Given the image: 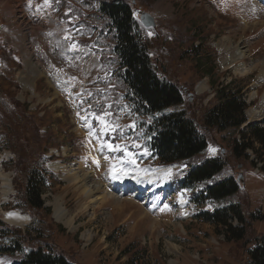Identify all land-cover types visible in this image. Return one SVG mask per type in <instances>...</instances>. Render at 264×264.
Masks as SVG:
<instances>
[{
  "label": "rangeland",
  "instance_id": "374dc122",
  "mask_svg": "<svg viewBox=\"0 0 264 264\" xmlns=\"http://www.w3.org/2000/svg\"><path fill=\"white\" fill-rule=\"evenodd\" d=\"M100 1L0 0V172L10 182L3 197L0 181V264H19L22 253L38 245L63 253L70 264H125L135 252L151 264H247L254 238L264 235V156L256 160L247 150L234 158L231 144L239 135L203 128L202 115L220 85L241 92L246 114L258 107L264 78L258 87L252 84L264 75V0H119L133 7L139 22L138 12L154 18V28L140 23L141 38L158 75L182 89V105L162 114L184 111L208 143L199 160L226 161L212 181L193 186L183 185L189 161L164 165L152 157L149 128L158 115L134 111L119 78L112 34L97 14ZM223 46L243 51L244 59L223 67L221 60L231 61L224 57L231 52L219 50ZM27 64L37 69L32 77ZM246 118L241 131L262 126L264 109L258 118ZM37 169L44 170L41 199L48 211L24 203L26 177ZM130 169L159 177L140 196L112 189L122 176L136 179ZM71 174L76 183L65 180ZM239 175L236 195L220 203L200 199L206 185ZM84 177L99 188L94 195L83 192ZM102 195V202L89 203ZM55 199L71 226L56 221ZM228 205L238 206L246 222L238 242L197 218ZM9 212L26 223H6L2 213ZM230 224L238 226L234 219ZM18 233L23 250L4 253Z\"/></svg>",
  "mask_w": 264,
  "mask_h": 264
},
{
  "label": "trees",
  "instance_id": "16d2710c",
  "mask_svg": "<svg viewBox=\"0 0 264 264\" xmlns=\"http://www.w3.org/2000/svg\"><path fill=\"white\" fill-rule=\"evenodd\" d=\"M98 16L103 18L109 33L112 34L113 53L118 59L119 78L123 83L134 111L140 116L156 117L150 128V140L147 147L156 160L168 165L189 161L183 185L193 186L212 181L225 168L226 161L222 157L204 158L208 143L200 126L184 111L165 110L178 107L183 103L180 86L161 78L149 55L148 48L141 38L142 28L133 13V7L119 0H102ZM230 84L220 85L214 92L215 103L202 115V126L218 133L235 131L239 138L231 144V154L241 158L245 151L251 150L260 160L264 156V125L249 124L246 131L241 128L247 123L245 115L247 105L238 90H231ZM258 144V150L254 149ZM264 172V163L262 165ZM45 182L44 170H32L26 177L23 196L25 205L33 210H46L41 195ZM240 189V181L234 177H226L205 186L200 199L220 203L224 199L236 195ZM48 211V209H47ZM198 219L211 225L225 229L227 241L238 242L246 235V222L241 216L238 206L228 205L214 209L212 212L200 214ZM238 223L233 227L230 222ZM0 225H4L0 221ZM24 236L20 233L13 245L3 248L4 253L21 252ZM128 253V252H126ZM247 264H264V235L254 238L247 251ZM19 264H70L63 253L48 246L30 247L22 253ZM125 264H151L143 260L135 252Z\"/></svg>",
  "mask_w": 264,
  "mask_h": 264
},
{
  "label": "bare ground",
  "instance_id": "6f19581e",
  "mask_svg": "<svg viewBox=\"0 0 264 264\" xmlns=\"http://www.w3.org/2000/svg\"><path fill=\"white\" fill-rule=\"evenodd\" d=\"M261 15V14H260ZM44 21V20H43ZM54 23V22H53ZM48 26V25H47ZM48 28V27H47ZM49 29H50V27H49ZM48 29V30H49ZM54 29H55V27H54ZM47 31V30H46ZM53 31V30H52ZM55 31H57V29H55L54 30V32ZM54 38V37H53ZM53 40V39H52ZM51 43V42H50ZM55 43H56V41H55ZM54 43V44H55ZM51 45V44H50ZM58 46V45H57ZM55 47V46H54ZM60 47V46H59ZM60 49V48H59ZM221 52L223 51V50H227V51H229V52H231V54L230 55H228V54H226V56H224V57H226V58H230L231 59V61H229V62H226V61H222L221 60V65L223 66V67H225V66H227V65H232V64H235L236 63V61L237 60H243L244 59V53H243V51H240V50H236V49H234V50H230L229 49V47H225V46H223V47H221L220 49H219ZM30 51V50H29ZM60 51V50H59ZM24 52H25V58L26 59H28V60H30L31 62H32V64L33 65H35L34 63H33V60H31V58H32V56H31V54H30V56H31V58L29 57V54H28V52L26 51V50H24ZM56 61V60H55ZM36 66V65H35ZM242 64L240 65V66H237V68L239 67H241L242 68ZM37 67V66H36ZM25 68H26V70H28L27 71V75H28V77H32L33 76V72L35 71V70H37L34 66H32V65H30V64H27V65H25ZM238 68V69H239ZM39 69V68H38ZM239 71H242L243 72V68H242V70H240L239 69ZM40 74V73H39ZM39 76V75H38ZM25 77V79H27L28 77L27 76H24ZM263 78H264V75L261 73V74H259V75H257V77H255V79H254V81H253V84H252V86L254 87V88H256V87H258L259 86V84H261V82L263 81ZM203 88V85L202 84H200L199 86H198V89L200 90V89H202ZM258 97V94H257V92L255 91V92H253L252 94H251V96H250V100L251 101H253L254 99H256ZM262 109H264V93L261 95V100H260V103H259V105H258V107L257 108H255V110H253L252 112L250 111V112H248L247 114H246V116H248L249 118H251V119H256V118H258L261 114H262ZM1 170V169H0ZM131 170V169H130ZM132 171V175H135L136 176V179L134 180V181H132V182H129V181H127L125 178H124V176H122L121 178H118V179H116L115 181H114V185H112V189H117V190H119V191H121V192H125V191H133L137 196H140V195H142V193H145L148 189H151L153 186H154V184H155V182L157 181L156 179L159 177V175H157L156 176V178H154V176H147V177H144V174L143 173H141V172H137V171H134L133 172V170H131ZM8 176L7 175H3L2 174V172H0V181H1V187H2V195H3V197H5L7 194H8V191H9V180H8V178H7ZM77 179H78V176L77 175H75V174H71L70 175V177H69V179H68V177L66 176L65 177V180L66 181H69L70 180V182H73V183H76L77 182ZM83 186L85 187L84 188V190H83V192L84 193H87V194H90V195H94V193H95V191L96 190H98L99 188H94V186H90L89 184L87 185V181H86V178L84 177V181H83ZM148 187V188H147ZM150 192L148 191V194H149ZM106 194V193H105ZM90 195H88L89 197H90ZM109 195H111L110 193H109ZM145 195V194H144ZM104 196L105 195H102V196H96V197H94L93 199H89V203H93V202H96V203H100V202H102L103 201V199H104ZM145 197V196H144ZM53 206V209H54V217H55V219H56V221H63V220H66V213H64V210L62 209V207L60 206V203H59V201L57 200V199H55V201H54V204L52 205ZM2 215H3V217L5 218H3V220L6 222V223H8V222H10V223H12V224H16V225H18V224H24V223H26V221H27V219H23V218H21L20 217V215L18 214V213H16V212H9V213H2ZM10 223H8V224H10ZM71 218H69V219H67L66 220V222H65V224L67 225V226H71ZM11 224V225H12ZM14 226V225H13Z\"/></svg>",
  "mask_w": 264,
  "mask_h": 264
},
{
  "label": "water",
  "instance_id": "95a60500",
  "mask_svg": "<svg viewBox=\"0 0 264 264\" xmlns=\"http://www.w3.org/2000/svg\"><path fill=\"white\" fill-rule=\"evenodd\" d=\"M137 15L139 16L140 23L142 24L143 27L145 28L155 27L154 18L151 15L144 13V12H138ZM241 178H242V175H239L237 177V181H240Z\"/></svg>",
  "mask_w": 264,
  "mask_h": 264
}]
</instances>
